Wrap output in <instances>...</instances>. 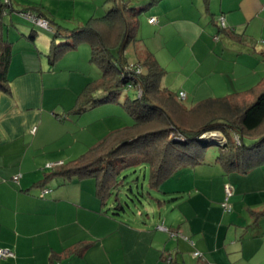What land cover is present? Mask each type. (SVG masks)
Here are the masks:
<instances>
[{
  "label": "crops",
  "instance_id": "0c3cea01",
  "mask_svg": "<svg viewBox=\"0 0 264 264\" xmlns=\"http://www.w3.org/2000/svg\"><path fill=\"white\" fill-rule=\"evenodd\" d=\"M29 2L32 5H13L20 10L43 7L54 36L44 33L38 38L34 28L27 32L29 26L16 12L5 14L0 27L2 40L13 43L7 70L11 91L0 93V247L15 253L0 264H264V215L255 214L264 211V165L242 175L222 169L224 178L217 161L181 166L151 187L171 197L160 202L168 216L159 211L158 223L115 213L110 200L97 195L93 177H47L53 173H47L48 165L66 161L72 137L104 134V115L113 117L119 107L108 102L81 114L71 112L89 83L101 77L91 60L90 42L50 55L53 40L72 43L70 37L57 36V30L67 34L96 16L89 14L87 21L77 15L64 17V10L77 0ZM140 2L150 13L143 22L142 12L138 17L132 43L136 58L128 61L152 55L167 74L177 68L178 89L164 76L163 88L182 101L190 98L191 106L236 93H250L254 101V92L264 89V0ZM152 17L156 23L150 22ZM220 17L240 40L219 31ZM32 32L34 38L29 37ZM187 38H193L192 44L187 42L190 54L179 62L175 43ZM183 68L190 71L187 77L180 75ZM226 183L234 189L230 213L222 209ZM45 189L49 192L42 195ZM117 201L115 197V207Z\"/></svg>",
  "mask_w": 264,
  "mask_h": 264
},
{
  "label": "trees",
  "instance_id": "16d2710c",
  "mask_svg": "<svg viewBox=\"0 0 264 264\" xmlns=\"http://www.w3.org/2000/svg\"><path fill=\"white\" fill-rule=\"evenodd\" d=\"M106 2L110 8L104 16L92 17L67 34L56 31L57 36L72 38V43L55 46L53 56L66 48H76L81 42H90L91 60L101 69V77L89 83L71 112L81 114L97 104L115 102L125 107L133 122L111 131L115 134L100 140L79 159L53 167V173L47 177L95 178L97 195L107 202L115 192L118 200L115 213L121 214L125 208L119 196L123 184L119 175L129 167L148 166L150 185L158 187L181 166L204 164L210 145L219 146L217 162L226 173L244 174L264 165V89L254 92L257 94L254 101L250 93H236L187 106L175 93L161 86L166 71L152 55L136 63H129L126 57L128 46L137 37V17L145 7L130 8L126 0ZM8 12L19 13L40 28L43 27L32 16L47 20L53 30V22L43 7L19 10L12 0H0V27ZM217 26L220 32L240 40L233 29L222 24L221 17ZM29 37L34 38V32ZM2 39L0 35V93L11 91L7 70L13 50V43ZM126 88L135 90L137 98L127 97L121 103ZM100 92L105 95L100 97ZM212 132H221L225 141L204 136ZM255 214L258 217L264 211Z\"/></svg>",
  "mask_w": 264,
  "mask_h": 264
},
{
  "label": "rangeland",
  "instance_id": "374dc122",
  "mask_svg": "<svg viewBox=\"0 0 264 264\" xmlns=\"http://www.w3.org/2000/svg\"><path fill=\"white\" fill-rule=\"evenodd\" d=\"M6 1V0H3ZM27 0H13V2L18 5V6H27V5H32V3H30ZM78 3H72V5L70 6L69 9H65V15L64 17H71L73 18V16L75 17V15L77 16H82L84 18V20H88L90 17H92V15L89 14H94L96 17H102L106 14V12L108 11V9L110 8V4L106 2V0H77ZM128 2V6L130 8H134V6H138L139 4H144L140 1L142 0H126ZM92 6V7H91ZM74 7H76V9H74ZM22 9V8H21ZM20 10V9H19ZM149 13H150V9L146 10V11H142L141 15H140V20L141 22H143L144 18H148L149 17ZM15 15L20 16L19 13L16 12ZM21 17V16H20ZM22 18V17H21ZM24 20V24H26L27 26H29V29L27 30L30 31V28H34L37 30L38 32V38L41 37H45L44 33H49L50 35H52V37L54 36L53 31H51L50 28H40L38 26H35L31 21H29L27 18L23 17L22 18ZM137 21L139 22V19L137 17ZM142 28H144V26H142ZM48 30V32H47ZM141 34H144V30L142 29ZM139 37L141 38V36L139 35ZM138 37V38H139ZM50 40H52V38H50ZM192 40L193 38H187L186 40H182V39H178L175 43V47L174 49H176V54H177V58L179 60V62L184 61L190 54V46L187 44V42H190V44H192ZM60 44H66L63 42H59V40L55 39L52 41L51 43V51H50V55H53L54 53V48L55 46H58ZM194 45V43H193ZM258 45V43H256V46ZM255 46V47H256ZM190 49V50H189ZM48 54V52H47ZM81 57L82 58H87L83 57V53H81ZM126 57L131 61L134 60L136 58V52H135V47L134 44H130L127 48V54ZM181 64V63H180ZM168 65H170V63H168ZM174 69V71H172ZM177 68H171L170 72L164 75V79H167V81L171 84L174 85L178 89V85L180 84V82H178L177 80V74L175 72ZM169 70V69H168ZM189 69L188 68H183V70H181L180 75L187 77L188 73H189ZM100 73V71H99ZM180 78V77H179ZM178 78V79H179ZM184 83V82H183ZM122 97V101L121 103L124 102V100L128 98L131 99H135L137 98V93L135 90L133 89H127L122 91L121 94ZM185 104L187 106H191L192 100L189 98L188 100H184ZM118 109V111H115V113L113 114V117H106L107 114H105V118H104V128H106L104 130V134L100 135H93L92 137H88L87 135H78L76 137V139L74 140V138H71V143L69 145V147H71L70 149H65L67 151V157L64 158L66 161H64V163H69L71 161L77 160L79 159L82 155L88 153V151L90 150V147L92 144H94V142H96L97 140H99L102 136V138H108L107 136L109 134H111V131H116L120 128H122L123 126L126 125H130L133 122V118L132 116H130V114L127 112V110L125 109V107L122 104H112ZM111 123H113L112 125H110ZM99 128V125H98ZM108 128V129H107ZM77 130V129H74ZM87 130V129H86ZM90 130V129H88ZM82 130H78L76 132V134L80 133ZM91 132H94V127L91 128L90 130ZM213 133H217V132H213ZM115 132H113L111 135H114ZM208 134V133H207ZM218 135V133H217ZM78 137H80V140L78 139ZM247 142L249 143L250 140L247 139ZM74 143V144H73ZM73 144V145H72ZM207 153H206V158L205 160H213L214 162L217 161V157L220 155V148L218 145H210L207 147ZM53 165H48V170L47 173H50L53 171ZM218 169L221 171V175L224 174L223 172V168L220 166H218ZM242 175V174H239ZM120 176V181H123V184L120 186L119 188V196L121 198L122 201V205L125 208V211L121 210V215L126 218V217H131L133 219L137 218H152V219H156L155 223H158L159 217H160V212L159 211H163V215H166V212L163 210H160V202L163 203L164 200H169L171 197H169V195H166L163 192L160 191H156L153 190V188H151L149 179H150V169L148 166H146L145 164L142 165H137L135 167H129L125 170H123L121 172ZM224 178V175H223ZM226 178V182H229L227 180H229L227 177ZM224 180V179H223ZM229 184V183H226ZM225 184V185H226ZM225 189V186H224ZM234 191V189H233ZM234 195V193H233ZM232 195V197H233ZM115 192L113 195V198L110 199L111 205L109 208L111 210H115ZM155 197V198H154ZM224 200H225V194H224ZM231 204H234L233 202V198H231L230 200ZM222 207V206H221ZM222 209H224L222 207ZM224 212L230 213L228 211L223 210ZM168 213V210H167ZM168 215H166L167 217ZM165 216L163 218H166ZM202 253L201 256L198 257H202Z\"/></svg>",
  "mask_w": 264,
  "mask_h": 264
},
{
  "label": "built area",
  "instance_id": "2783aa9c",
  "mask_svg": "<svg viewBox=\"0 0 264 264\" xmlns=\"http://www.w3.org/2000/svg\"><path fill=\"white\" fill-rule=\"evenodd\" d=\"M26 16H28L29 18H31L30 15H26ZM32 18H33L34 21L38 22V24L40 26H42L43 28H50L49 27L50 25H49V23H48L47 20H44L42 18H39L38 19V18L33 17V16H32ZM221 21H222V24L223 25L226 24L224 17H221ZM150 22L151 23H156L157 22V18H155V17L150 18ZM180 96H181V98H185L186 97V94L184 92H181L180 93ZM34 130H35V128H34ZM204 136L205 137H213L216 140H219L221 142L225 141V139L223 138L222 135H220V134L217 135V133H213V132L212 133L205 134ZM236 141L238 143H240V138L238 136H236ZM14 179L15 180H18L19 179V176H15ZM47 192H49V190L48 189H45L43 191L42 195H44ZM233 193H234L233 186L230 183L229 184H226L225 185V200L222 203V206H223V208L226 211H231L232 210V204L230 202V198L232 197ZM194 254L196 256H201V252L200 251H196ZM14 256H15V253L11 249L0 247V259L5 258V257H14Z\"/></svg>",
  "mask_w": 264,
  "mask_h": 264
}]
</instances>
